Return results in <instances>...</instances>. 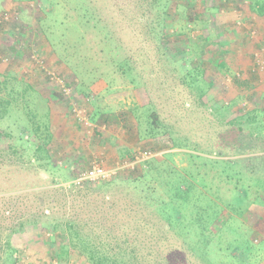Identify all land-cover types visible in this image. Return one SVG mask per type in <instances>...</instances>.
Returning a JSON list of instances; mask_svg holds the SVG:
<instances>
[{
	"label": "rangeland",
	"instance_id": "rangeland-1",
	"mask_svg": "<svg viewBox=\"0 0 264 264\" xmlns=\"http://www.w3.org/2000/svg\"><path fill=\"white\" fill-rule=\"evenodd\" d=\"M182 1L184 0L179 1L180 5L176 8L177 19L184 20L189 17L194 19L193 24L189 25L191 30L187 28V33L194 38L201 34L202 38L206 39L202 42L205 44L206 52L202 56V62H204V68L207 69L206 79L214 81V86L208 92L206 99L210 100L215 108L221 105L228 106V112H224L227 117H232L239 112L248 113L251 110L260 109L263 104L261 95L264 94V17L261 18L252 13L241 14L233 4L237 0L230 1L231 3L190 0L189 5ZM119 2L123 3V0H0V98L11 104L7 106L9 113L3 120H0V131L10 135L3 145L14 147L15 140H18L20 144H17L14 152L24 155L23 158H18L12 156V153L6 154V157L3 153L0 154V190L3 192L0 193V198L13 196L15 192L16 194L28 193L31 196L32 192L46 191L45 193L50 198H57L61 204L56 205V209L52 210V218H59V222L71 218L76 223L87 224L88 228L86 230L82 228V231H87L89 239L95 238L96 241L97 237L102 235V229L106 230L109 224L112 225L117 220L122 224H127L137 218L160 220L154 209L168 202L169 196L159 176L160 170L164 167H158L156 172L153 165L151 178L145 179L144 182L136 184L130 183L131 181L124 182V179H130L129 177L137 178L142 172L141 168L148 167L144 165V162L167 161L170 164L169 170H173L174 167L178 169L177 175H185L192 161L205 163L222 160L215 156L216 154L220 156L226 153L237 155L236 148H228L226 144L215 142L229 138V135L219 131L218 123L216 124L215 121L216 117L207 127H202L198 118H194V125L189 118L182 121L183 128L181 125L180 127L191 132L186 137L199 144L194 150L178 147L172 149L169 140L162 141V137L159 136L145 143L142 141L138 145L130 143L128 133L122 128V114L127 113L128 118L124 117L125 125L128 128L133 127L134 132V127L138 124L132 113H135L138 121L144 123L149 117L150 110L153 109L148 105L153 103L155 105L150 93L143 89H136L128 81H123L119 74L111 80H107L106 76H101L100 79V72L92 71L91 67H87L85 71L82 66V72L79 70L75 76L64 63L66 58L58 60L56 51H54L56 47L51 45L52 43L57 44L58 38L62 36L61 32L70 31L79 34L82 32V36L87 41L94 43L98 36L96 28L110 25L114 29V34L123 43V35L128 31H123V24L118 15L119 9L114 5ZM207 2L208 5L204 6L203 3L207 4ZM224 5L226 8L223 7ZM173 8H175L174 5ZM83 13H87L91 19L85 29L80 24ZM199 14L205 15L204 21L197 18ZM211 14L215 18L214 21L209 19ZM146 19L144 17L142 20L146 21ZM72 25L77 30L67 31V28L72 29ZM179 26H177L178 29H180ZM47 38L52 43L47 42ZM124 40H127V35ZM130 40L134 41L132 37ZM243 42H248L244 43L246 47H243ZM91 51L94 52L96 49ZM99 54L103 56L104 53L100 51ZM218 55H226L227 68L223 69L217 64L215 66L214 62L217 58L215 56ZM192 59L194 55L187 58L188 61ZM240 75L246 77V81L253 86L245 97H242L241 92L245 88L244 81L236 79ZM24 84L29 85L32 90L25 91ZM165 106L161 104L158 112L161 111L164 116L167 115L172 119L173 116L168 114L169 109H165ZM213 107L199 108V116L206 114V118L211 119L212 113L214 114ZM30 109L34 110L33 114L36 116L29 119L23 111ZM46 113L49 114L47 119L44 115ZM76 120L78 129L75 125ZM39 124L48 126L51 134L49 143H46H48V154L52 157L56 168L50 172L39 168V164L36 163H33L31 167L26 161L28 154L31 156L34 153L30 141V130ZM195 125L198 127L196 135L193 131ZM141 127H143L142 124ZM98 129L104 132L100 136L104 142L95 149L93 144L98 136ZM40 132H44L43 128ZM219 132L222 136L218 134ZM133 149L136 151L135 154L149 152L151 156L142 164H136L133 169L129 167L119 171L116 176L122 175L120 179L121 182L123 180L122 187L118 184L112 188L99 189L100 192L93 190L92 194L85 191L73 192L72 183L64 180L74 168H81L80 164L82 168H87L95 162L97 164L100 162L109 167L111 162H118L121 156L126 160V151ZM247 157L246 155L233 156L228 160L235 164L237 159ZM196 162L192 166H197L196 171L199 172L193 177L188 176V180L198 190L197 193H204L202 182L205 181V166ZM218 163L220 169L224 168L221 161ZM233 163H231L232 166L226 168V172H233V174L237 172L238 168ZM220 169L208 166L207 178L210 180L213 177L210 180L212 186L218 191H224L222 199L227 203L230 198L225 194L228 193L227 190H232L234 185L226 184L218 179L217 173ZM148 199L153 201L154 209L149 206ZM76 200L83 203L87 201L89 205H79ZM105 200H110L115 206L106 205ZM9 204H14V202ZM28 205H32V202L27 201L24 207L20 205L19 212H15L13 218H9V222L3 223L4 228L6 232H9L10 221L15 220L14 225L23 223L25 225L23 232L20 235L11 236L12 246L21 248L22 241L19 239L21 234L24 236L23 241L27 244L21 252L15 254L16 258L19 259L23 254V257L35 264H44L49 261L45 251L47 247H51L48 242L51 233L45 231L40 233L38 224L31 225L30 223L46 221L47 217L43 214L28 213ZM101 205L105 207L98 208ZM138 206L141 208L139 209ZM172 207L173 205H168L169 210ZM220 209L222 211L218 217L223 220L220 224L223 223V230L227 235L222 240L216 239L218 245H222L223 248L228 247L230 250L234 246H239L240 232L247 234L246 239L241 237L243 243L250 240L253 245H261L260 241H264V213L259 215L254 211L246 212L242 217L230 220L229 213L221 206ZM61 212L66 215L63 217ZM5 216L10 215L6 213ZM175 216L174 218H177ZM101 224L102 226L106 224V227L101 228ZM220 224L215 221L212 226L213 231L218 230ZM59 231L60 229L57 230ZM0 243L4 244V242ZM166 245V251L168 248L172 249L167 242ZM248 249L246 252H244L246 249L240 250L242 257L238 256L240 251L231 252L232 257L235 258L234 260L229 259L228 263L248 264V261L256 256V264H264V244L256 249L249 246ZM3 255L4 251L0 249L1 261Z\"/></svg>",
	"mask_w": 264,
	"mask_h": 264
},
{
	"label": "trees",
	"instance_id": "trees-1",
	"mask_svg": "<svg viewBox=\"0 0 264 264\" xmlns=\"http://www.w3.org/2000/svg\"><path fill=\"white\" fill-rule=\"evenodd\" d=\"M179 1L128 0L127 2L123 0V3L114 4L119 9L118 15L123 24V31H128L127 34L123 35V43L114 34V29L110 25L96 28L98 36L94 43L87 41L82 36V32L81 34L70 32L69 30H77L73 25L71 26L72 29L67 28L69 32H61L62 36L58 38L59 41L56 42V45L50 42V39L48 40L47 38L46 40L52 43V47H56L54 51H56L59 61L66 58L64 63L75 76H77L79 70L82 72V66L85 71L87 67H91L92 71L100 72V79L101 76H106L107 80H111V78H116V74H119L123 81H128L136 89H143L150 93L155 105L154 103L148 105L149 108L152 107L153 109L150 110L149 117L145 122L138 121L139 119H137L135 113H132L134 119H136V124H138L137 127H134L135 133L133 132V127L128 128L125 125L124 117L128 118L127 113L122 114V128L123 131L126 130L125 132L128 133L126 134L130 143L138 145L142 141L145 143L159 136L162 137V141L169 140L172 149L178 147L194 150L199 144L195 140H189L186 137L191 132L182 129V121L189 118V121H192L194 125V118H198L201 122L200 125L207 127L212 124V121L215 120L214 117H216L215 121L216 124L218 123L219 131L229 135V138L215 142L217 144H226L228 148H236L237 155L226 153L220 156L216 154L215 156L220 157L222 160L207 161L205 163L194 161L205 166V181L202 182L204 193H197L198 190L188 180V176L193 177L194 174L199 172L196 171L198 169L197 166H192L194 164L193 161L191 166L187 167L188 170L185 175H177L178 169L174 167L173 170H169L170 164L167 161L158 163L152 160L153 164H151L152 161L149 163L144 162V165L148 167L141 168L142 172L139 173L140 175L137 178L129 177L130 179H123L124 182L141 183L145 179L151 178L153 165V169H156V172L158 167H164L160 170L159 176L163 181L161 184L167 188L168 202L156 208L151 199L147 201L150 207L152 206L153 209L155 207L154 210L160 220L156 218L155 220L137 218L127 224H122L118 220L114 221L112 225L108 223L109 226L106 230L102 229V235L97 237V241L95 238L89 239L87 231H82V228L84 230L88 228L87 224L76 223L71 218L63 219L60 222L59 218H52V210L56 209V205L61 204L57 198H50L45 193L46 191L32 192L31 196L28 193L16 194L15 192L13 196L0 198V242H4V244L0 243V249L4 251L3 260H0V264H35L23 257V254L20 255L19 259L15 256L17 252H21V249L27 246L26 242L23 241L24 236L22 234L19 238L22 241L21 248L12 246L11 236L20 235L25 225L23 223L14 225L15 220L10 221L9 232H6L3 224L4 222H9V218H13L14 213L19 212L20 205L24 207L27 201L32 202V205H28V213L43 214L47 217L46 221L30 223L31 225L38 224L40 233L44 231L51 233L48 241L51 247H47L45 251L49 261L44 264H229V259L233 258L234 260L235 258L231 254L234 250L243 251L246 249L244 251L246 252L249 250V246H253L256 249V247L264 244L263 240L260 241V246L253 245L250 240L243 243L242 238L246 239L247 234L241 232L239 234L240 245L234 246L232 250L228 247L223 248L222 245H218L216 242V239L222 240L227 235L223 230V223L220 224L223 220L218 217L220 211H222L220 206L229 213L230 220H234L236 217L240 218L246 212L254 211V213H259V215L264 213V94L261 95L263 104L260 109H254L248 113L239 112V114L236 113L232 117L224 115V112H228V106L221 105L215 108V106L211 105L210 100L206 99V96L214 86V81L206 79L207 69L204 68V62H202V56L206 53L205 44L202 42L206 39H203L201 34L194 38V36L187 33V28L190 29L189 25L193 24L192 21L194 19H190L191 17L184 20L177 19L175 13L176 8L180 5ZM212 1L231 3L230 1L234 0ZM182 2L189 5L191 1L184 0ZM208 2L207 4L203 3L204 6L208 5ZM233 4H235V9L243 15L252 13L258 17H264V0H237ZM173 5L175 8H173ZM212 14L209 19L214 21L215 18ZM82 16L83 19L80 24L85 29L91 19H89L90 16L87 13H83ZM144 17L147 18L146 21L142 20ZM197 18L204 21L205 15L199 14ZM178 25H180V29L177 28ZM126 35L127 40H124ZM130 37L134 41H131ZM244 43L248 42H243L242 44L243 47H246ZM93 49H96V51H91ZM99 50L104 53L103 56L99 54ZM191 55H194V59L188 61L187 58ZM215 57H217L214 62L215 66L217 64L223 69L227 68L226 55ZM90 75L92 76L91 71ZM236 79L244 81V90L246 91L241 89V92L243 93L242 97L247 96L249 94L248 91L253 86H251L249 81H246V77H243V75ZM24 87L25 91L28 89L32 90L27 84H24ZM161 104H165V109H169L168 114L173 116L172 119L169 116L167 117V115L165 117L161 111L158 112ZM10 105L7 100L0 98V120H3L9 113L8 111L10 110H7V106ZM203 106L214 108V114L212 113L211 119H207L206 114L202 117L199 116V108H203ZM23 112L29 119L36 116L33 114L34 110L31 109ZM44 115L46 119L49 118L48 113ZM77 124L76 120L75 125L78 129L79 126ZM141 124L143 127H141ZM39 126L30 130V141L34 153L31 156L28 154L26 161L31 167H33V163H36L39 164V168L47 169V172H50L56 168L52 157L48 154L49 150L47 148L51 134L48 126L41 124ZM195 127L196 125L193 126L194 134L198 133L196 132L198 127ZM42 128L45 137L40 132ZM103 133L100 129L97 130L98 136L94 139L93 144L95 149H97L98 145L103 144L104 140L100 137ZM218 134L222 136L220 132ZM9 137L8 133L0 131V154L3 153L4 157H6V154L12 153L11 155L14 157L23 158L24 155L14 152L17 144H20L18 140H15L14 147L3 145ZM133 150H127L126 160L121 156L118 162L132 161L136 153ZM245 155L248 157L237 159L235 164L228 160L229 157ZM219 161L222 162L224 168L220 169L218 166ZM116 163L111 162L109 167L102 165L100 162L98 164L103 168H110L115 166ZM231 163L238 168L234 174L233 172H226V168L232 166ZM93 164L87 168H82L80 164L81 168H74L64 178L65 181L72 183L73 192L85 191L92 194L94 193L93 190L100 192L101 189L112 188L118 184L121 186L123 182V180L122 182L120 181L122 175L114 176L111 180L102 181L98 184L88 183L87 181L79 186L73 184L82 173L90 170ZM208 166L213 169H220L217 175L221 182L234 185L233 189L227 190L228 193L225 194V196L230 198L227 203L222 199L224 191H218L212 186L210 180L213 177L210 180L207 178V175H209ZM131 176H133L132 173ZM200 180L202 181V179ZM0 193H3L2 190H0ZM12 202L14 204H9ZM105 202L107 203L106 205L115 206L110 200H105ZM76 203L84 206V204L87 205L89 202L84 201L83 203L76 200ZM168 205H173V207L169 210ZM102 206L105 207L101 205L98 208ZM138 207L139 209L141 208L140 206ZM61 209L63 210L64 206ZM78 209H80V206ZM136 210L138 209L136 208ZM6 213L10 216H5ZM209 213H212V215H209ZM61 214L63 217L66 215V213L62 212ZM174 215L177 218H174ZM119 218L121 217L119 216ZM215 221H218L220 227L218 230L213 231L212 226ZM100 227L105 228L106 224L103 226L101 224ZM59 229L60 231L57 232ZM146 229L148 230L145 231ZM145 233L146 235L143 236ZM166 242L172 249L168 248L167 251L165 250ZM173 245L175 246L174 248ZM242 251H240L238 256L242 257ZM255 257L248 261V264H256Z\"/></svg>",
	"mask_w": 264,
	"mask_h": 264
},
{
	"label": "built area",
	"instance_id": "built-area-1",
	"mask_svg": "<svg viewBox=\"0 0 264 264\" xmlns=\"http://www.w3.org/2000/svg\"><path fill=\"white\" fill-rule=\"evenodd\" d=\"M151 156L149 152H141L135 154L132 161L119 163L117 162L115 166L110 168H103L101 165L95 163L90 170L85 171L77 178L73 184L79 186L83 182L87 181L88 183L98 184L102 181H109L114 176H116L120 170L124 168L133 169L136 164L142 163L145 159H148Z\"/></svg>",
	"mask_w": 264,
	"mask_h": 264
}]
</instances>
